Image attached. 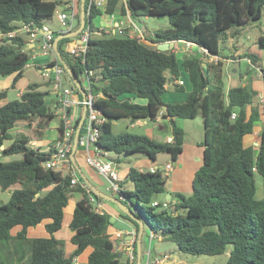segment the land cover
<instances>
[{
    "label": "trees",
    "instance_id": "16d2710c",
    "mask_svg": "<svg viewBox=\"0 0 264 264\" xmlns=\"http://www.w3.org/2000/svg\"><path fill=\"white\" fill-rule=\"evenodd\" d=\"M58 4L59 0H0V31H9L18 22L49 20ZM263 9L264 0H126V5L122 0H108L103 10L90 8L92 27L93 20L102 13L128 12L133 20L140 16H166L170 27L155 29L151 42L189 41L221 58L205 68L198 52L177 54L174 47L161 51L115 33L92 37L82 58L67 50L71 38L58 41L68 68L83 88V77L91 72L87 80L93 105L106 118L100 126L97 143L109 151L141 152L151 160L166 152L174 161L182 151L184 139L178 119L201 116L204 138L198 143L203 148L202 162L194 172L189 192L172 193L176 201L169 199L167 208L151 205L156 195L168 190L165 185L168 176L158 168L128 169L119 189L124 197L120 201L141 215L152 232L174 241L180 251L217 255L231 246L223 263L190 264H264V67H260L263 89L259 102L254 100L257 92L252 88L248 71L241 73V78L246 76L242 83L225 88L222 59L226 56L219 50L220 42L237 35L243 25L259 19ZM258 40L264 46V35ZM28 46L21 36L0 42V76L13 75L10 88L23 75L29 60ZM240 57H248L258 66L256 54L244 52L233 56ZM52 62L61 64L58 57ZM181 66L192 88L185 101L165 103L162 100L165 84L181 74ZM63 80L82 95L64 67ZM174 85L177 91L183 90V85ZM40 86L36 82L28 83L18 98L0 105V146L10 140L0 150L1 156L21 155L0 160V191L11 189L9 199L0 203V242H9L10 230L20 226L14 236L19 242L18 261L24 257V245L29 249L28 264H72L90 246L86 264H120L119 252L108 233L110 215L94 211L86 191L80 186H69L68 175L61 176L44 168L42 162L51 150L42 151L30 144L41 139L56 117L52 100L47 99L48 91ZM8 90L9 87L0 90V99L7 96ZM123 94H134L146 102L121 98ZM157 116L168 121L171 142L112 131V123L120 119L133 124L144 119L155 121ZM259 121V144L255 147L251 141L245 143V138H251ZM78 123L79 120L75 126ZM20 125L26 130L13 135L12 130ZM64 128L60 120L56 129L58 137ZM256 173L262 180L261 197L256 196ZM128 183L132 188L127 187ZM73 190L81 193L69 222L73 231L70 241L75 247L65 255L63 241L54 233L62 227L69 193ZM123 215L139 231L138 223L126 213ZM44 220L48 235L27 239V228ZM0 264L9 263L0 258Z\"/></svg>",
    "mask_w": 264,
    "mask_h": 264
},
{
    "label": "built area",
    "instance_id": "2783aa9c",
    "mask_svg": "<svg viewBox=\"0 0 264 264\" xmlns=\"http://www.w3.org/2000/svg\"><path fill=\"white\" fill-rule=\"evenodd\" d=\"M107 1L108 0H84L85 4L83 14L85 16V22L82 28L74 36L70 37V41L66 44L67 50L71 55L82 58L86 52L88 42L92 37L103 34H114L116 28L119 32L124 33L130 38H134L146 45L155 46L156 43H153L150 40V37L153 35V31H149L144 27L138 26L130 17L128 12L123 15L102 13L97 17L103 18L105 19V23L107 20L111 25H113L112 30L106 31L105 25L103 26V23L101 24V22H99V24L97 22L96 26L93 27L90 22H86V19L89 18L90 8L103 10L107 5ZM122 2L126 5V0H122ZM81 3L82 0H61V7L55 8L52 17L54 16L59 24L66 27V31L64 32H54L45 24L46 20L41 23L33 20L28 22H18L16 27L13 29L6 32L0 31V42L17 36L24 37L28 43H31L33 46H37L40 55L48 59L47 62L40 66V74L42 77L51 81L53 91L57 95L58 107L56 113L60 115L65 128L62 134L59 137L56 136L53 140V143L50 146V155L42 162V165L44 168L59 172L61 176L68 175L70 177L69 186L71 188L76 186L82 187L86 191L89 201L93 205L94 211L103 213L106 212L105 206L99 199H97L92 192L93 190L85 183V181L79 178L70 157L74 134L77 130L74 124V119L72 118L73 113L71 110L74 106H83L85 116L76 138V147L80 148L82 151L84 163L94 169L98 175H101L108 180L106 190L118 193L119 200L124 198L119 193L120 182L123 179L119 169V162L111 157V151L97 143L100 135V126L106 121V118L102 115L100 110L95 108L93 105V96L90 92L87 80V76H89L91 72H88L83 77L84 88L86 91L84 97L80 98L78 97V92L74 88L64 84L62 65L60 63L52 62L57 57L54 50V40L56 34L72 32L77 30L80 26L82 12ZM124 16L125 18H122ZM116 18H118V20L114 22V19ZM76 26L78 27L75 28ZM177 42L181 43L180 51L182 53H200L202 55V62H205L206 60L216 62L219 60L217 55L209 54L205 48L197 46L192 42L184 40ZM246 60L249 66L251 68H255L257 73L262 76L261 68L252 64L250 58L247 57ZM227 61L231 60L227 59L226 63ZM172 78L174 79L175 77ZM175 79L177 84L183 85V79L180 76ZM255 99L260 102L261 93L256 94ZM234 117L235 113L233 112L231 114V118L233 119ZM166 141H172V134H169L166 137ZM253 143L255 146L259 144L258 141H254ZM172 168L173 163L167 162L163 168L165 175H168ZM150 170L154 171L155 168H151ZM159 204L162 208H167L169 206V202L167 200H163L161 202L154 200L151 203L153 206H157ZM123 235L124 232L119 230L115 231L113 236L111 235L117 248H126L127 245L129 246L130 244L128 240L123 239ZM154 237H156V234H154L150 229L149 241L151 242ZM126 249L128 259L132 262L135 258L133 246L130 245V247ZM150 253L151 245L149 243L147 251L144 254L142 264H161L166 259L165 256H154L150 259Z\"/></svg>",
    "mask_w": 264,
    "mask_h": 264
},
{
    "label": "crops",
    "instance_id": "0c3cea01",
    "mask_svg": "<svg viewBox=\"0 0 264 264\" xmlns=\"http://www.w3.org/2000/svg\"><path fill=\"white\" fill-rule=\"evenodd\" d=\"M263 13H264V9L262 10V15H263ZM117 20H118V18L114 19V22L117 21ZM98 21L101 22V24L103 23L102 24L103 26L105 25V30L106 31L113 29L112 28L113 25H111L107 20H106V23H105V19H103V18H99ZM263 29H264V22H263ZM152 31H154V30H152ZM261 35L262 34H260L259 37ZM232 47H233V42H231L230 38H228L229 51H231ZM28 49H29V51H28L29 60H28L27 64L34 66L38 70V72L40 73V66L42 64H44L45 62H47L48 59L39 54L37 46H33L31 43H29ZM178 50H179V52H181L180 51L181 50V45L179 46ZM175 52H176V50H175ZM230 53L233 54L232 56H238L239 54H241V53H236L235 54L232 51ZM221 54L223 55L224 53H221ZM227 54H229V53H227ZM246 58L247 57H240V58H233L232 57V59H229L231 61H227V63H225V61L228 58L222 59V60H224L223 61V70H224V73L227 74L226 78H227V84L228 85L225 87L226 89L231 84H236L235 78H239L240 77V75H241L240 68L243 66L244 63H246V61H247ZM230 62H232V63L230 64ZM228 65L231 66L230 73L227 72V70H229L228 69ZM180 70H181V68H180ZM167 75L169 76V73H167ZM179 76L183 79V90L182 91H177L175 89V85L174 84L176 83V79L175 78L173 79L171 77V79L166 82V84H165L166 92L162 95V100L165 103L183 102V101H185L188 92L191 90L192 85H191V83L189 81L188 74L181 70V74ZM245 77L246 76L243 75V77H242L243 80H244ZM2 78L3 79L0 78V90L4 89V88H8V87L10 88V84L12 82L13 75L8 76V77H2ZM32 82L39 83L41 85L40 88L42 90L48 91V93L49 92L52 93V97H50V99L52 100V104L54 106V110H57V107H58L57 95L53 91L52 84H51L50 80H48V79H46L44 77L42 78V81H32L30 79V77L25 76L24 73H23L22 77H20L16 81L15 86L13 88H11V89L16 90V96L19 97L20 93L23 91L25 86L28 83H32ZM47 83L48 84L50 83V85H48ZM65 83L67 85H69L68 82H65ZM251 85H252V88L257 93H261L262 92V89H263V87H262V79L260 78V75L257 72H255L254 75L252 76ZM48 86H50V87H48ZM78 97L83 98L84 96L78 95ZM124 97H129L132 101H136L138 103H145L146 102V100L144 98L137 97L134 94H123L121 96V98H124ZM254 100H256L255 97H254ZM83 111H84V107L83 106H74L72 108V110H71V112L73 113L72 118L74 119V124L76 123L77 120H79V123L77 124L76 129H78L79 126L80 125L82 126V124H83L84 120L82 121V124H80V122H81L80 120H81ZM153 122L159 127L160 130H166L167 129L168 133H169L170 126H169L168 121L166 119L162 118L161 116H157L156 120L153 121ZM113 123H112V127H113ZM147 123H148V120L144 119V120L136 121L135 123H133V125L139 124V125L143 126V125H146ZM179 123L180 122H179V119H178V124ZM57 124H55L54 128L57 126ZM201 127H202V131L200 133V137H198L195 140L196 141L195 142L196 145H193L190 142L188 143L187 140L185 141L183 139L182 151L178 154V156L179 155L180 156L179 157L177 156L178 159H177L175 164L173 163V168L171 169V171L169 173V176H170V179H171V185H170V187L169 186L167 187V189H168L167 192H165L164 194L156 195V199L155 200L161 202V201L166 199L167 193H170L169 199L171 200V202H175L176 198L173 197L172 193H174V192H182L181 190H187V191L191 190L190 182L192 181L193 176L189 175V174H191V172L195 171L197 169V167H199L201 162H202V149L203 148L198 143L201 140H203V138H204V129H203V123L202 122H201ZM53 131H52V133H54V135L53 134L49 135L50 138H51L50 141L47 140L48 137L45 134L46 133L45 132L42 135V139L31 141L30 142L31 146L33 148H38V149H40L42 151L50 150V146L52 145L53 140L57 136V130L54 129ZM45 135H46L47 138L45 137ZM184 136H185V132H184ZM44 137H45V139H44ZM251 137L253 139H255L254 135H252ZM5 141H9L10 142V140H5ZM254 141L255 140H252V142H254ZM4 146H5L4 144L1 145L0 146V150ZM192 155L194 157L191 158ZM1 157L2 156H1V153H0V158ZM4 157H6V156H4ZM117 159L120 160L119 157ZM71 160H72V163H73V165H74V167H75V169H76V171L78 173L79 178L81 180L85 181L86 184L94 192H96L100 196L99 200L105 206V211L110 215V217H113L115 220H118V219L124 220L127 224L130 223L127 220V218H125L124 215H123V213H125V212L123 211L122 206H120L118 204V202L120 201L118 193L111 192V191H109L110 193H105L104 191H102L101 184L99 182L97 184L96 180L94 179L96 177L97 173L95 172L94 169H92L91 167L87 166L84 163L83 154H82V151L80 150V148L76 147L75 151L73 152V159L71 158ZM192 161H194V162H192ZM138 164L143 165V166L137 167L138 169H142V168H148V169L156 168L155 166H153L146 159H142L141 163H138ZM189 167H192V169L191 168L189 169ZM193 167H194V169H193ZM127 170L128 169H124V170L121 171V175L123 176V178L125 177ZM189 170H191L190 173H189ZM174 182H177V184H174ZM127 187H129V186H127ZM7 190H9L11 192V189H7ZM105 191H108V190H106V187H105ZM80 197H81V193H80V195L78 197H76L75 201L78 200ZM75 201L70 206H69V204L66 205L65 210H64L65 212H64V219H63L62 227L54 233L55 237L60 239V240H61V238H60L61 232L63 233L64 238H66V241L69 243L66 246V250H65L64 244H63L64 253L68 252L67 254L72 252L74 247H75L70 241V238H71V236L73 234V231L69 228V222H70L71 217H72V211H73V207H74ZM70 214H71V216H70ZM46 222H47V220H44L41 223L37 224L36 226L28 227L27 228V232H26L27 239H32L34 237L47 236L48 233L46 232V230L44 228V223H46ZM130 225L132 226V233H131L132 237H127L128 235H126L127 234L126 231L114 227V224H111L109 226V228H108V233L110 235H112V236H113V233L115 231H117V230L123 231L124 232L123 239L124 240H128V242L130 243L129 246L127 245L126 248H129L130 245H132L133 249H136V251H134L135 252V258H134V260L132 262H130L129 259H128V256H127V249L126 248H120V247L116 248L117 247L116 246L115 247L116 251L118 252V249L120 250V252H119V262H120V264H137V261L139 259H140V262L142 263L143 260H144V254L147 251V248H148L149 243H150L149 237H148V233L145 230L144 225H143L142 234L140 236V239H139V235H138L139 231L136 230L135 225H133V224H130ZM15 227L16 228L13 227L14 229L13 228L11 229L12 231H14L13 236H15L16 233L18 232V230L20 229V226H15ZM11 240L12 239H10V241ZM10 241L7 242V244H2L1 245V249L4 250L5 246L9 245L10 249L13 250V253H14L13 254L14 257H13V263L12 264H21V262L23 260H25L27 258V256H29V249H28V247L26 245H24V247H23L24 257H23V259H21V261H18V258L20 256L19 255L20 251L18 249L19 248V242L17 240V241H15L13 243H10ZM144 246H146V248ZM91 250H92V248L90 246L86 247L78 256H76L74 258V261H73L72 264H86L88 254L91 252Z\"/></svg>",
    "mask_w": 264,
    "mask_h": 264
},
{
    "label": "rangeland",
    "instance_id": "374dc122",
    "mask_svg": "<svg viewBox=\"0 0 264 264\" xmlns=\"http://www.w3.org/2000/svg\"><path fill=\"white\" fill-rule=\"evenodd\" d=\"M60 1L61 0H59V4L57 5L56 8L61 7ZM122 18H125V16ZM98 20H99V18H97V17L93 20V26H96L97 22L99 23ZM133 21L138 26L144 27L145 29H147L149 31L155 30L157 28H168V27H170V24H169L166 16H140V17L134 18ZM263 22H264V13L259 19L252 20L249 23L243 25L240 28V31L237 35H234L233 37H229L230 41L233 42V47L231 48V51L235 54L236 53H244V52H252V53L256 54L258 56L257 65L259 67H264V46L261 45L259 43V40H258L260 34L264 35ZM45 24L50 29H52L54 32L66 31V27L59 24L54 16L51 17L49 20H46ZM234 29H231L230 31H234ZM68 45H69V43H68ZM180 45H181V43H179V42H176L174 44V50H176L177 54H181V52H179V50H178ZM219 50L221 53H224L223 55L226 56V58L232 59L233 54H231L230 53L231 51H229L228 39L224 40V42H222V43L220 42ZM227 53H229V54H227ZM219 59H221V58H219ZM211 62H215V61H211ZM208 63H210V61H208V60H206L205 62H202L203 67L205 68ZM225 63H226V61H225ZM231 63L232 62H230V64ZM180 68H181V70L183 69L182 66ZM230 68H231V66L228 65V69H229V70H227L228 73H230ZM245 71H248L250 73L249 75L251 77L254 75L255 72H257L255 68H251L249 66L247 61L240 68V72L242 74H244ZM23 73L25 76L30 77V79L32 81H42V78H43L42 75L32 65L27 64L24 68ZM225 74L226 73H224V70H223V80H224V85L226 87L228 84H227V78H226L227 74L226 75ZM0 78L3 79L1 76H0ZM260 78H261V76H260ZM235 81H236V84H240L244 80L241 78V75H240L239 78H235ZM251 83H252V80H251ZM48 85H50V84H48ZM48 87H50V86H48ZM50 97H52V93L49 92L47 99L49 100ZM16 98H18L16 96V90L9 88L7 96L5 98L0 99V105L5 103L6 101L16 99ZM55 111H57V110H55ZM60 120H61L60 115L56 113V117L51 121L50 128L45 131L46 133L44 132L48 137L47 138L45 135V137L47 138L48 141L51 140L49 135H51V134L54 135V133H52V131L54 129H57V126L54 128L55 124H57V123L59 124ZM201 120H202V118L199 115L194 117V118H190V119H179V122H180L179 125L182 127V129L185 132L184 140L185 141L187 140L188 143L190 142L193 145H196L195 140L198 137H200V133L202 131V127H201L202 121ZM260 124L261 123L259 121L254 125L255 133L253 135H254L255 139H253L252 137L251 138L246 137L245 143H247L248 141L252 142V140H255V142L258 141V139H259L258 133L260 131ZM21 130L25 131L26 130L25 126L20 125V126L16 127L15 129L12 130V134L15 135V134L21 132ZM112 131H113V133L130 132V133H136V134H140V135H146V136H148L151 139H154L156 141H164L166 139L167 135L169 134L167 129L166 130H160L159 127L151 120H148V123L146 125L141 126L139 124H137V125L131 124L128 119H120V120L115 121L113 123ZM45 137H44V139H45ZM41 139H42V137H41ZM8 143H9V141H5L4 145H7ZM20 156H21L20 154H13L11 156H7V158L1 157L0 160L20 158ZM111 157H113L114 159H117L118 157L120 158V160H119L120 172L124 169L137 168V167L143 166V165H140L138 163H141L142 159H146L153 166H155L156 168L161 170L164 174H165V172L163 171V167H164L165 163L170 161V162L175 164L177 159H178V157H177V159L173 161L171 159L169 153H166V152L158 153L155 160L149 159L144 153H141V152H126V153L123 152V153H119V154H115V153L111 152ZM192 157H194V156L192 155L191 158ZM192 162H194V161H192ZM190 168L192 169V167H189V169ZM193 169H194V167H193ZM197 169H198V167H197ZM195 171L191 172V170H189V173L191 172V174H189V175L193 176ZM167 176H168V178L166 180L165 185L167 187L168 186L170 187L171 179H170L169 174ZM94 179L96 180L97 184H98V182L101 184L102 191H104L105 193H110L109 190L105 191V187L108 185L107 179H105L103 176L98 175V174H96V177ZM174 184H177V182H174ZM255 184H256V196L261 197L262 196V180H261V176L257 173L255 174ZM190 185H191V182H190ZM127 186H129V188H132L131 183H128ZM181 191L183 193H187L190 190L189 191L181 190ZM79 195H80V192L76 191V190L71 191L69 193V200H68L69 206L72 205V203H74L76 197H78ZM9 196H10L9 190L0 191V203L6 202L9 199ZM70 216H71V214H70ZM14 228H16V227H14ZM144 228L147 231L148 236H149L150 227H149V224L147 222L144 223ZM13 234H14V231L10 230V235L12 237V240L10 241V243L17 241L16 239H14ZM157 236H158L157 238L154 237L150 242V245H151L150 259H152L154 256H157V257L165 256L166 259L161 264L223 263L226 261L228 254H229V251L231 249V246L228 245L226 248V251L224 253L217 254V255H205V254H199L198 255V254L185 253V252H182L178 249V246L174 241L165 239L161 236L159 237V234ZM60 238L63 241L64 248L66 250V246L69 243L66 241V238H64V235L62 232H61ZM0 244H5V242H0ZM146 246H144V247L146 248ZM118 252H120L119 249H118ZM67 253L68 252H65V255H68ZM13 254H14L13 250L10 249L9 245H6L4 250L0 249V258L9 264L13 263V257H14ZM134 255H135V253H134ZM27 260H28V256L25 260H23L21 262V264H28Z\"/></svg>",
    "mask_w": 264,
    "mask_h": 264
},
{
    "label": "water",
    "instance_id": "95a60500",
    "mask_svg": "<svg viewBox=\"0 0 264 264\" xmlns=\"http://www.w3.org/2000/svg\"><path fill=\"white\" fill-rule=\"evenodd\" d=\"M84 4H85V2H84V0H82V3H81V6H82L81 7V9H82V12H81V23H80V26L78 27V29L75 30V31H72V32L61 33V34L57 35L55 37V40H54V42H55V44H54L55 53H56L58 59L60 60L62 66L67 70V72L71 76L72 81L74 82V84L77 87V89L81 92L82 96L85 95V90L82 87V85L79 82V80L75 77V75L68 68L67 63L65 62V60H64V58H63V56H62V54H61V52L59 50L58 41L60 39H62V38H70V37L74 36L82 28V26H83V24L85 22V16L83 14ZM86 22H90L89 18L86 19ZM115 34L118 37H122V38L126 37V35L124 33L119 32V30L117 28H116ZM155 47L158 50H161V51L171 50L174 47V41L156 43ZM84 116H85V111H83V114H82V117H81V120H80L81 121L80 124H82ZM80 127H81V125L79 126V128ZM79 128L75 131V134H74L73 146H72V150H71V153H70V157L72 159H73V152L76 149V138L78 136ZM169 197H170V193H167L166 200L169 201ZM118 204L120 206H122L123 211L128 215L129 218H131L136 223H138V225H139V233H138V235H139V239H140V236L142 234L143 224L146 221L143 219V217L141 215L135 214L133 212V210L130 207H127L123 202L119 201ZM110 222H111V224H114V227H116L118 229L125 230L126 233H127L126 235H128L127 237H132V234H131L132 233V226L130 225V223L127 224L124 220H121V219L115 220L113 217H110ZM137 264H141L140 259L137 261Z\"/></svg>",
    "mask_w": 264,
    "mask_h": 264
},
{
    "label": "clouds",
    "instance_id": "9594fccd",
    "mask_svg": "<svg viewBox=\"0 0 264 264\" xmlns=\"http://www.w3.org/2000/svg\"><path fill=\"white\" fill-rule=\"evenodd\" d=\"M174 43H176L175 41H174ZM259 67V66H258ZM258 94V93H257ZM255 97V96H254ZM258 142H259V139H258ZM255 146V145H254ZM258 146V145H257ZM257 146H255V147H257ZM166 200V199H165ZM168 201V200H167ZM160 202V201H159ZM149 232H150V229H149ZM154 233V232H153ZM154 234H156V233H154ZM158 234H156V238L158 237L157 236ZM149 237V236H148ZM160 237V236H159ZM115 247H116V244H115ZM142 264V263H141Z\"/></svg>",
    "mask_w": 264,
    "mask_h": 264
}]
</instances>
